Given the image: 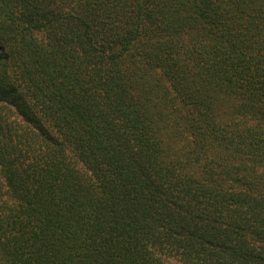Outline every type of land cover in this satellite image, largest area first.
<instances>
[{"label": "trees", "instance_id": "16d2710c", "mask_svg": "<svg viewBox=\"0 0 264 264\" xmlns=\"http://www.w3.org/2000/svg\"><path fill=\"white\" fill-rule=\"evenodd\" d=\"M0 264H264V0H0Z\"/></svg>", "mask_w": 264, "mask_h": 264}]
</instances>
